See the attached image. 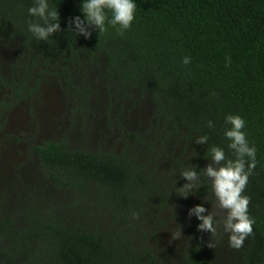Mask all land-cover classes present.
Wrapping results in <instances>:
<instances>
[{
    "label": "trees",
    "instance_id": "16d2710c",
    "mask_svg": "<svg viewBox=\"0 0 264 264\" xmlns=\"http://www.w3.org/2000/svg\"><path fill=\"white\" fill-rule=\"evenodd\" d=\"M0 41L34 52L41 67L99 66L124 97L147 98L156 145L197 142L193 167L178 174L195 179L202 197L211 176L222 186L219 199L242 236L237 264H264V0H0ZM35 155L88 225L61 216L64 205H31L17 212L21 223L0 220V264H154L136 237L165 204L142 167L63 143ZM98 209L112 218L106 228L95 226ZM200 250L182 264H204Z\"/></svg>",
    "mask_w": 264,
    "mask_h": 264
},
{
    "label": "rangeland",
    "instance_id": "374dc122",
    "mask_svg": "<svg viewBox=\"0 0 264 264\" xmlns=\"http://www.w3.org/2000/svg\"><path fill=\"white\" fill-rule=\"evenodd\" d=\"M35 57L15 43L0 41V220L8 217L21 223L17 212L51 202L55 208L66 206L61 216L79 219L86 227L88 222L75 213L81 209L69 208L72 195L49 184L33 149L57 142L76 150L112 152L130 157L159 184L165 206L148 208L144 233L136 237L153 254L154 264H182L184 254L197 246L204 264H237L242 236L230 209L219 199L222 186L211 176V192L202 197L195 179L178 174L181 166L193 167L197 142L179 139L156 145L147 98L137 100V93L124 97L101 75L99 66L69 67L64 72L65 64L45 68ZM132 135H138L142 145L132 141ZM149 144L156 147L154 154L147 152ZM211 170L210 165L203 171ZM103 214L95 226L109 225L111 216ZM198 221L196 242L192 229Z\"/></svg>",
    "mask_w": 264,
    "mask_h": 264
},
{
    "label": "flooded vegetation",
    "instance_id": "af4514ba",
    "mask_svg": "<svg viewBox=\"0 0 264 264\" xmlns=\"http://www.w3.org/2000/svg\"><path fill=\"white\" fill-rule=\"evenodd\" d=\"M54 143V142H53ZM55 143H57V142H55ZM46 144V143H45ZM45 144H41V145H39V147H41V146H43V145H45ZM68 147V146H67ZM35 148L36 147H34V149H33V153H34V155H35ZM35 157H36V155H35Z\"/></svg>",
    "mask_w": 264,
    "mask_h": 264
}]
</instances>
